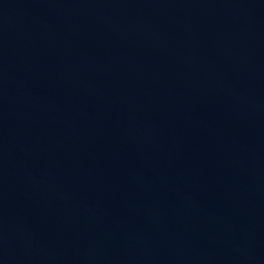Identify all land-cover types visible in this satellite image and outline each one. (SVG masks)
<instances>
[{"label":"water","instance_id":"1","mask_svg":"<svg viewBox=\"0 0 264 264\" xmlns=\"http://www.w3.org/2000/svg\"><path fill=\"white\" fill-rule=\"evenodd\" d=\"M0 264H264V0H0Z\"/></svg>","mask_w":264,"mask_h":264}]
</instances>
